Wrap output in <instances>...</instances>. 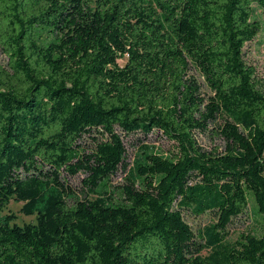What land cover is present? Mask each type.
I'll return each instance as SVG.
<instances>
[{
  "label": "trees",
  "instance_id": "trees-1",
  "mask_svg": "<svg viewBox=\"0 0 264 264\" xmlns=\"http://www.w3.org/2000/svg\"><path fill=\"white\" fill-rule=\"evenodd\" d=\"M257 11L264 0H0V264H264V77L244 57ZM128 136L143 141L132 161ZM81 174L82 200L67 181ZM11 201L35 223L3 215ZM184 212L216 221L194 233Z\"/></svg>",
  "mask_w": 264,
  "mask_h": 264
},
{
  "label": "rangeland",
  "instance_id": "rangeland-1",
  "mask_svg": "<svg viewBox=\"0 0 264 264\" xmlns=\"http://www.w3.org/2000/svg\"><path fill=\"white\" fill-rule=\"evenodd\" d=\"M257 14L262 23V31L257 35L253 42L246 45L244 48V57L248 64L252 65L255 68L256 75L258 78L264 77V14L260 11H257ZM6 59L0 52V63L5 64ZM125 60L119 61L120 65H124ZM191 74L194 76L196 81L200 84L201 94L206 99L212 95V92L205 83V80L196 72L191 71ZM140 137L128 136L123 137V141L127 151V159L132 161L134 153L138 145L142 142H139ZM197 142L205 149L210 150L213 147H218L222 150L223 143L218 139H211L205 134L196 133ZM144 144L155 146L158 150L166 154L169 150H172V144L168 142L165 138L160 137L159 135L152 134L144 141ZM124 174L118 172L116 176L112 178V184H118L121 182ZM84 175H78L76 177L67 178L68 185L72 188L75 194L80 200L83 199V191L81 187L82 179ZM23 204L15 203L11 201L8 206L4 209L3 215H13L15 217V224L22 227L29 223H35V216H25L20 210ZM183 218L185 222L192 228L193 232L201 231L204 227L210 226L215 223L216 219L213 214L206 213L200 217H193L187 212L183 213ZM250 223L246 220L245 217L238 218L233 220V222L228 227V238L232 241L237 240L241 234L246 233L249 230Z\"/></svg>",
  "mask_w": 264,
  "mask_h": 264
}]
</instances>
